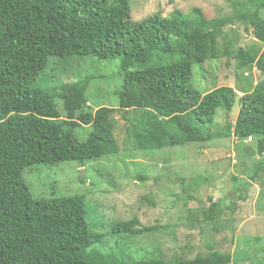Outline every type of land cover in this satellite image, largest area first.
<instances>
[{
  "label": "trees",
  "instance_id": "16d2710c",
  "mask_svg": "<svg viewBox=\"0 0 264 264\" xmlns=\"http://www.w3.org/2000/svg\"><path fill=\"white\" fill-rule=\"evenodd\" d=\"M260 9L264 0H249L236 15L264 42ZM129 11L130 0H0V264H264L248 254L232 256L216 248L192 258L165 260L147 251L150 258L137 251L134 256L124 239L160 228L142 225L137 217L109 224L111 234L125 236L104 252L98 247L103 234L93 232L86 219L84 194L33 197L23 176L26 167L68 160L84 166L120 150L113 132L115 106L88 105L91 75L33 87L51 56L120 59L116 107L126 118L134 113L126 130L145 152L211 141L218 108L230 111L238 104L233 132L241 143L255 139L257 153L264 156V79L242 95L228 85L200 92L191 84L192 65L216 57L218 37L231 18L208 19L193 8L188 15L175 9L169 16L155 12L134 21ZM165 55L176 60L163 62ZM236 56L241 67L255 63L264 72L259 49L239 47ZM137 64L144 67L136 69ZM83 126L91 130L80 140L75 130ZM229 126L220 130L223 136ZM260 170L264 161L257 159L246 182ZM220 209L219 202L213 203L204 218L215 220Z\"/></svg>",
  "mask_w": 264,
  "mask_h": 264
},
{
  "label": "rangeland",
  "instance_id": "374dc122",
  "mask_svg": "<svg viewBox=\"0 0 264 264\" xmlns=\"http://www.w3.org/2000/svg\"><path fill=\"white\" fill-rule=\"evenodd\" d=\"M118 1L111 0V3ZM248 1L130 0L129 18L137 21L155 12L169 16L175 9L188 15L193 8L199 9L208 19L230 17L218 37L216 57L192 65L191 84L200 92L228 85L242 95L245 88L250 90L264 79V72L255 63L251 68H243L236 56L239 47L245 50L253 47L259 49V54L264 53V42L255 38L252 26L236 15ZM259 15L264 17V9H260ZM174 58L165 55L162 61ZM143 67L136 65V69ZM120 71L119 58L100 60L93 55L49 58L33 87H47L52 81H74L76 77L91 75L86 92L88 105L93 108L101 104L115 106L113 132L120 150L114 155L91 159L84 166L68 160L56 165L26 167L23 176L33 197L84 194L88 210L86 219L93 232L103 234L98 247L104 252L115 247L118 236H125L111 234L109 224L137 217L142 225L160 228L124 239L134 256L137 251L144 259L150 258L147 251L165 260L192 258L196 254L205 256L209 248H216L232 256L240 252L264 262V171L256 172V176L246 182L248 174L253 173L254 161L263 162L264 156L257 153L255 139L247 138L241 143L233 132L239 105L235 104L230 111L218 108L211 124L214 132L211 141L145 152L136 146L126 130L134 113L130 111L126 118L116 107L119 103L117 92L122 84ZM55 102L63 115L61 100ZM227 123L230 126L223 130V136L220 130ZM90 130L89 126H83L75 132L80 140H85ZM139 175L146 178L140 180ZM239 177L244 181L239 182ZM217 202L221 205L218 217L206 220L204 212ZM229 264L250 263L238 260Z\"/></svg>",
  "mask_w": 264,
  "mask_h": 264
}]
</instances>
